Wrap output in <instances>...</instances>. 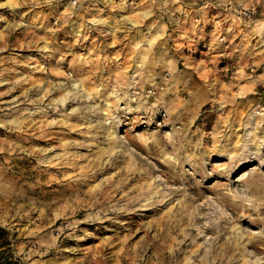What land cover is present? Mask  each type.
Wrapping results in <instances>:
<instances>
[{"label": "rangeland", "instance_id": "obj_1", "mask_svg": "<svg viewBox=\"0 0 264 264\" xmlns=\"http://www.w3.org/2000/svg\"><path fill=\"white\" fill-rule=\"evenodd\" d=\"M263 5L0 0V225L21 263L264 264ZM118 171L148 190L119 218Z\"/></svg>", "mask_w": 264, "mask_h": 264}, {"label": "bare ground", "instance_id": "obj_2", "mask_svg": "<svg viewBox=\"0 0 264 264\" xmlns=\"http://www.w3.org/2000/svg\"><path fill=\"white\" fill-rule=\"evenodd\" d=\"M116 175L119 177V185H117L116 188L114 189V192L117 194L115 197L116 199L115 206H121L122 201L126 202L124 204L125 207L123 208V210L116 212V217L119 218V217L126 216L128 212L134 210L136 206L140 205L142 199L144 200V197L148 195V190H145L144 188H140L136 190L135 195H133L134 190L127 191V194L125 195L123 193L126 190V186L133 180V178H129L127 177V175L125 178H123L125 175H124V172H121V171H118ZM202 175H204V172H202ZM167 189L171 192L175 191L172 188H167ZM165 196H166V193L163 197ZM152 210L156 212L160 211V209L158 208H153Z\"/></svg>", "mask_w": 264, "mask_h": 264}, {"label": "trees", "instance_id": "obj_3", "mask_svg": "<svg viewBox=\"0 0 264 264\" xmlns=\"http://www.w3.org/2000/svg\"><path fill=\"white\" fill-rule=\"evenodd\" d=\"M15 240V235L0 225V264H23L16 257Z\"/></svg>", "mask_w": 264, "mask_h": 264}, {"label": "crops", "instance_id": "obj_4", "mask_svg": "<svg viewBox=\"0 0 264 264\" xmlns=\"http://www.w3.org/2000/svg\"><path fill=\"white\" fill-rule=\"evenodd\" d=\"M263 8H264V5H263ZM210 11H211V8H209V9L207 10V13H208V19H209L208 22L211 23V25L214 26L215 29H214V30H206V29H205V26L202 25L199 31H201L202 34H204L206 37H209V39L214 40V39L216 38V35H215V31H217V30H216V27H218V24H220L219 21H220L221 19H218V18H217V16H218L217 14H212V15L209 16ZM230 14H231V13H230ZM234 14H235V13H233V16H235ZM192 16H193V15H192ZM199 16H201V15H200V14H197V15H196V20H197V21H198V20L200 21V19H201ZM219 18H220V17H219ZM237 19H239L237 15L235 16V20H233V19H231L229 16H227V19H226V20L228 21V24L225 23V22H223L222 25H223L224 27H222V28H225V29H227V30H232V28H235L236 30H238L240 27L243 28V27L245 26L244 23H242L240 20H237ZM199 21H198V22H199ZM233 48H237V44L234 45V47H232V49H233ZM231 53H232V52H231ZM195 64H197V63H195ZM198 65H202V62H199Z\"/></svg>", "mask_w": 264, "mask_h": 264}, {"label": "built area", "instance_id": "obj_5", "mask_svg": "<svg viewBox=\"0 0 264 264\" xmlns=\"http://www.w3.org/2000/svg\"><path fill=\"white\" fill-rule=\"evenodd\" d=\"M243 14H244L245 16H249V15H250V12H248V11H244Z\"/></svg>", "mask_w": 264, "mask_h": 264}]
</instances>
